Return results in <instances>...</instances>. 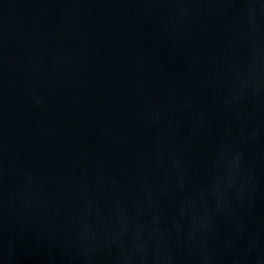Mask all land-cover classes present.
Returning <instances> with one entry per match:
<instances>
[{
    "label": "water",
    "instance_id": "water-1",
    "mask_svg": "<svg viewBox=\"0 0 264 264\" xmlns=\"http://www.w3.org/2000/svg\"><path fill=\"white\" fill-rule=\"evenodd\" d=\"M0 264H264V0H0Z\"/></svg>",
    "mask_w": 264,
    "mask_h": 264
}]
</instances>
